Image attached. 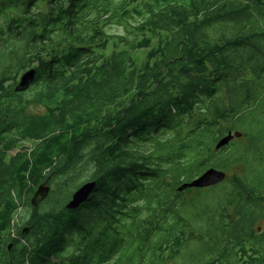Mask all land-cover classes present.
Listing matches in <instances>:
<instances>
[{"label": "trees", "instance_id": "trees-1", "mask_svg": "<svg viewBox=\"0 0 264 264\" xmlns=\"http://www.w3.org/2000/svg\"><path fill=\"white\" fill-rule=\"evenodd\" d=\"M23 7L0 28V264H264V0ZM87 165L96 186L66 209ZM210 167L225 181L178 191ZM44 182L54 204L15 237Z\"/></svg>", "mask_w": 264, "mask_h": 264}, {"label": "rangeland", "instance_id": "rangeland-1", "mask_svg": "<svg viewBox=\"0 0 264 264\" xmlns=\"http://www.w3.org/2000/svg\"><path fill=\"white\" fill-rule=\"evenodd\" d=\"M25 3H26V0H0V28L3 27V24L5 23L4 20H6L7 17H9L10 15L17 16L20 13H22L24 10L23 6L25 5ZM40 4H41L40 1H38L36 3V6H34V7L30 6V8H32L33 10H34V8H36V10H38L37 7H39ZM123 29H124V27H122L120 25L113 24V25L109 26L106 31H109L110 33H123L124 32ZM156 41H157V38L152 39L151 42H152L153 46L157 44ZM111 50H112V47L110 46L108 52ZM147 51L148 50H146V49H142L136 54L137 55L136 58H137V61L139 63H142L146 60ZM21 75H22V72L19 75L18 80H19ZM43 110L44 109L41 106L29 102L28 108L25 112H27V114H42ZM24 146L27 148H31L34 146V143L26 142V143H24ZM22 147H23V145H20L17 150L22 149ZM11 154H13V153H11ZM93 172H94V168L92 165H87L86 167H84L80 173L81 182L83 183V182L87 181L90 178L91 173H93ZM227 175H228V173H227ZM54 187H55L54 185H51L50 188H54ZM51 194H53V196H52L53 200H56V197H58V195L54 194V192H52ZM47 198L40 203V205L37 207V209H39L40 211L41 210H47L48 208H50V204L51 205L54 204V203L45 202L47 200ZM31 199H32V195H30L28 197V199H26L24 202H22V204L17 209L16 213L13 215L14 216V222H13L14 228L13 229L15 231L13 235H16L15 237H19L18 236L19 234H27L29 231L27 229V227L29 226L28 221L30 220V217H31L30 215L33 212V206L30 203ZM69 199L70 198H67V200H69ZM64 200L65 201L62 202V205L66 204L67 200L66 199H64ZM263 225H264V223H263ZM176 261L179 262L180 260L176 259L175 261H171L170 264H176Z\"/></svg>", "mask_w": 264, "mask_h": 264}, {"label": "water", "instance_id": "water-1", "mask_svg": "<svg viewBox=\"0 0 264 264\" xmlns=\"http://www.w3.org/2000/svg\"><path fill=\"white\" fill-rule=\"evenodd\" d=\"M35 68L28 69L22 72L19 80L17 81L14 90L16 92L26 91L30 85H32L35 79ZM242 133L239 131H230L227 135L222 136L217 144L215 145V149L219 150L221 147L229 144V141H232L234 138L241 137ZM227 174L215 167L207 168L202 174L194 178L192 181L183 182L177 188L178 191H183L186 188H205L213 185H217L225 180ZM94 186H96V181H86L82 183L77 189L72 193L69 200L65 205L66 209L75 210L79 208L87 199L90 197L94 190ZM49 186L46 184H41L35 195L33 196V200L31 201L33 205H37L38 201L43 200L49 193Z\"/></svg>", "mask_w": 264, "mask_h": 264}, {"label": "flooded vegetation", "instance_id": "flooded-vegetation-1", "mask_svg": "<svg viewBox=\"0 0 264 264\" xmlns=\"http://www.w3.org/2000/svg\"><path fill=\"white\" fill-rule=\"evenodd\" d=\"M2 142V141H1ZM19 147H15V148H12V149H9V150H7L6 152H7V157H14L18 152H19V150H21V149H19V150H17ZM11 153H13V154H11ZM226 172V171H225ZM228 176V175H227ZM227 178V177H226ZM225 181V180H224ZM42 184H46V185H48L49 186V189H50V185L49 184H47V182H44V183H42ZM41 185V184H40ZM39 185V186H40ZM215 186V185H214ZM211 187V186H210ZM205 188H208V187H205ZM191 189H198V188H191ZM201 189H204V188H201ZM37 191V188L35 189V191L34 192H32L31 193V195H32V199H31V201L33 200V196L35 195V192ZM51 191V189L49 190V192ZM49 194V193H48ZM48 196V195H47ZM47 196L43 199V200H40V201H38V204L35 206V205H33L32 204V202L30 201V203L32 204V206H33V210L34 209H37V207L40 205V203L42 202V201H44L46 198H47Z\"/></svg>", "mask_w": 264, "mask_h": 264}, {"label": "bare ground", "instance_id": "bare-ground-1", "mask_svg": "<svg viewBox=\"0 0 264 264\" xmlns=\"http://www.w3.org/2000/svg\"><path fill=\"white\" fill-rule=\"evenodd\" d=\"M242 136V135H241ZM216 168V167H215ZM218 169V168H217ZM221 170V169H220ZM222 171H224V170H222ZM225 172V171H224ZM226 173V172H225ZM227 174V173H226ZM227 177V176H226ZM226 179V178H225ZM222 183V182H221ZM220 184V183H219ZM214 186V185H213ZM187 189V188H186Z\"/></svg>", "mask_w": 264, "mask_h": 264}]
</instances>
